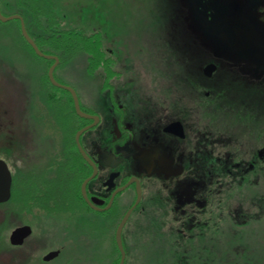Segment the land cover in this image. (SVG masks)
Wrapping results in <instances>:
<instances>
[{
	"label": "rangeland",
	"instance_id": "1",
	"mask_svg": "<svg viewBox=\"0 0 264 264\" xmlns=\"http://www.w3.org/2000/svg\"><path fill=\"white\" fill-rule=\"evenodd\" d=\"M215 1L201 0L208 8L207 15L214 9L210 4H222ZM1 7L5 15L21 14L38 46L44 52L49 51L48 54L58 55L60 62L55 78L73 86L79 101L82 98L87 105L108 93L109 84L101 83L105 74L107 79L122 80L120 83L124 86L128 85V80L140 84L132 86L133 90L130 88L126 96L129 102L133 97L135 101V96H145L159 107L195 99L197 115H207L204 124L198 126V135L204 143L213 145L212 151H207L213 154L207 165L218 180L217 193L211 195L207 206L201 209L204 214L199 238L212 241V245L200 247V260L213 259L215 264H264V158L261 160L257 155L258 149L264 150V122L258 123L256 118L264 116V84L258 86L254 77L252 80L244 77L235 81L241 83V89L231 90L233 87L225 80L234 77L229 64L236 62L224 54L221 49L224 42L209 35L211 30L195 13L192 0H1ZM59 36L64 38L59 39ZM72 37L79 42H63ZM243 45L236 42V47ZM92 50L98 54L92 55ZM178 54L183 57V69L187 67L188 71L179 70L175 59ZM211 61L219 62L220 68L212 79L204 82L199 73ZM54 62L35 52L23 35L19 19H0V158L8 163L14 184L11 203H0V264H118L121 256L115 241L111 247L88 243L85 248L79 223H75V229L65 231L59 225L60 216L55 217L56 222L52 219V225L46 221L42 230H35L41 235L36 243L53 250L61 248L60 256L53 261L45 262L41 257L40 262H27L22 248L11 242V232L21 219L17 212L11 215L4 210L16 209L12 201H16L19 177L20 111L26 106L32 118L43 102L49 104L51 100L60 111L61 97L72 95L50 80L49 68ZM198 78V85L202 87L204 84L218 86L225 94L229 88L228 102L221 101L222 92L215 89L211 95L216 97L211 106L206 100L211 91L199 88ZM258 91L260 94H255ZM238 94L246 97L244 103L240 102L242 107L230 102ZM72 97V108L76 109ZM145 101L139 99V104ZM222 135L226 137L221 138ZM72 160L75 163L76 157ZM237 162H241L242 167L231 175L228 169H235ZM253 162L254 169L247 172ZM232 211L237 213L238 219H234ZM180 226L184 227L181 221L169 222L168 228L172 230L157 253L151 247L144 249L148 252H145L146 257L149 256L147 262L134 259V248L129 243L132 254L129 257L128 253L125 264H174L171 262L174 250L181 247L177 245ZM132 236L136 238L131 233L129 242Z\"/></svg>",
	"mask_w": 264,
	"mask_h": 264
},
{
	"label": "flooded vegetation",
	"instance_id": "2",
	"mask_svg": "<svg viewBox=\"0 0 264 264\" xmlns=\"http://www.w3.org/2000/svg\"><path fill=\"white\" fill-rule=\"evenodd\" d=\"M219 1L220 6L210 4L214 9L207 15L208 8L201 0H194V11L210 28L209 35L224 42L221 48L224 54L238 61L229 64L233 80L254 77L256 85L264 84V0L215 2ZM236 42L244 45L236 47ZM209 64L217 66L213 74L219 71V62ZM207 65L202 68L205 73ZM106 75L101 83L109 84L108 93L99 96L92 105L80 98L82 110L98 116L97 121L79 115L72 108V95L61 97L60 111L52 100H48L49 104L43 102L31 119L26 106L20 111L19 177L16 201H12L16 209L10 207L4 211L17 212L21 219L17 227H31L32 232L19 244L27 262H40L41 257L51 262L59 257L60 254L46 260L53 248L36 243L41 235L35 233L43 229L46 221L52 225L56 216H60L59 225L65 231L75 229V223H79V234L86 248L88 243L103 246L108 235L113 243L117 242V228L131 210L123 228V243L127 248L128 236L137 235L135 230L127 234V224L135 213L145 210L144 193L151 192L149 198L156 199L159 189L162 190L163 201L168 200L166 210L175 215V220L194 216L196 210L201 211L208 204L204 190L214 171H202L201 162H208L213 154L200 152L198 133L188 149L189 129L184 118L168 120L163 126L154 123L148 115L133 109L134 97L129 102L126 97L129 95L116 91L115 86L120 87L122 80L107 79ZM90 125L80 135L81 148L89 160L82 154L77 134ZM257 151L260 157L262 148ZM254 162L247 172L254 169ZM240 167L241 162H237L233 166L236 170L229 168L228 173L232 175ZM13 188L12 182L11 195L3 204L11 203ZM154 212L150 207L148 214Z\"/></svg>",
	"mask_w": 264,
	"mask_h": 264
},
{
	"label": "bare ground",
	"instance_id": "3",
	"mask_svg": "<svg viewBox=\"0 0 264 264\" xmlns=\"http://www.w3.org/2000/svg\"><path fill=\"white\" fill-rule=\"evenodd\" d=\"M3 11V10H2ZM193 32V31H192ZM176 62L179 65V69L181 72H185L188 71V68L186 67L185 69H183V57L182 55L176 56ZM235 62H238L237 60H234ZM216 65V64H215ZM213 65V67L209 70H206V73L204 71L200 72L199 74L201 76L204 77L203 81L205 82L208 79H212L215 74H213L214 71H216L217 66ZM191 68V67H190ZM178 70V71H179ZM177 71V72H178ZM212 75H209L211 74ZM233 75V74H231ZM200 76V77H201ZM195 77V76H192ZM206 79V80H205ZM234 77L230 80L227 79L225 80L226 83L230 84L229 86H232L233 88H231V90L235 91L236 89L239 91L241 88V83H235V81L233 80ZM194 80V79H193ZM137 83L136 80H134V82H132L130 80V83L128 85H120V87L115 86V89L117 92L123 94V95H127L129 93L130 88H132V86H135ZM195 83V82H194ZM198 83H200V79L198 78L197 81V85ZM139 84V83H137ZM116 85V84H115ZM140 85V84H139ZM143 85V84H141ZM194 85V84H192ZM164 86V85H163ZM196 86V85H195ZM199 88H201L202 86L198 85ZM203 89H208L209 93L208 94V98L206 100H208L209 102H211V106H212V101L215 100V96L211 95L213 90L215 89H219L221 90V94H222V98H224L221 101H225L228 102L227 95H228V89L227 88V94H225V91L222 90L221 87L218 86H213V87H209L207 84H204V87H202ZM133 90V88H132ZM93 91V89L91 90ZM255 94H260V92H256ZM144 98V100H146L145 102H143L142 105L139 104V99L140 102L141 100ZM149 97H142L140 98L139 96H135V103L133 105V109H136L137 111H142L144 113V115H148L149 118L154 122L157 123L158 125H164V123L168 120H172L174 118L177 117H182L185 119V121L187 122L188 125V134H189V140L187 143V148L189 149L190 146H192L194 144L193 141V137L199 132V124H204L205 122V118H207V115L205 116H201L199 117L196 113V105L195 102L196 100H189L187 101V103H179L175 106H171L169 104H164V105H159L156 106L152 101H149ZM188 100V99H187ZM244 100H246V97L242 94H238L236 96V98L234 99V101H231L233 103V105L235 107H242ZM238 102H243L238 104ZM214 107L215 106V102H214ZM29 114V112H28ZM214 120L217 119V117H213ZM257 118V122L258 123H263L264 122V116H256ZM31 119V118H30ZM215 129V126L213 127ZM250 128L253 129L254 128V124L251 123ZM224 134L229 135L230 133H226L224 132ZM225 135H222L221 138H225ZM80 139V137H79ZM205 141H203V139L201 140L199 138V143H200V152L204 153L210 150V147H212V144H206L204 143ZM228 144V143H227ZM209 146V147H207ZM207 147V148H206ZM214 149V148H213ZM212 151V150H210ZM214 151H216V149H214ZM212 153V152H209ZM90 158V157H89ZM261 160L264 158V150H263V154L260 155L259 157ZM205 162V161H203ZM208 162H205L202 164L201 162V167H202V171L204 170H208L211 168V166L207 165ZM236 172L233 171L232 175H235ZM218 182L217 177L213 176L211 178L208 179V185L206 187V189L204 190V193L206 194L207 199L210 198L211 195L217 193L216 192V188L215 185ZM84 190V188H83ZM151 191V190H150ZM213 191V192H212ZM151 192H146L145 194V199H144V204H145V210L143 212H137L135 213L130 219L129 223L127 224L129 226V230L127 231V234L130 233V231L137 229L136 231V238L133 239V236L130 237V244L131 247H133V245L135 247H133V254H134V259L138 262L143 261L145 259L144 262H147L148 260V255L146 257V253L148 254L147 251H144V249H148L149 247L152 248V251L157 253L156 251H158L161 246H163V243L165 242L164 239L167 237V235L171 232L172 229L168 228V224L169 222H182V225H184V227L180 226L179 228V235L177 237V245H181V247L177 246V250H174L175 256L173 258H171V262H173L174 264H200L201 262H205L207 264H215L213 262V259H209V258H202V260H200L199 257V249L201 246H208V245H212V241L204 238L200 240V225L203 224L201 222V218H202V213L201 211L196 210L194 216L192 215L191 217H180L181 219L179 221L175 220V215H173V213L169 212L166 210V207L169 206L167 204L164 199L163 196V192L162 190L159 189V194H158V198L156 199H150V194ZM153 193V192H152ZM139 196L140 193H139ZM153 207L155 212L154 213H149V208ZM234 213V219L237 217L238 219V215L237 213H235L234 211H232ZM237 212V211H236ZM242 227V223L240 224ZM140 227V228H139ZM178 231V230H177ZM13 232V231H12ZM11 232V234H12ZM206 240V241H205ZM127 245L129 246V241L126 240ZM113 244V241L108 238L107 242H105L103 244V247H111ZM124 244V243H123ZM115 245L117 247V249L120 251V249L118 248V244L115 241ZM131 247L129 246L128 248V253H129V257L131 256ZM125 250H126V255H127V248L124 246ZM149 250V249H148ZM118 252V251H117ZM146 252V253H145ZM106 255H108V253H106ZM60 256V255H59ZM146 257V258H145ZM152 258L154 259L155 257H153L152 254ZM155 260V259H154ZM198 260V261H197Z\"/></svg>",
	"mask_w": 264,
	"mask_h": 264
},
{
	"label": "water",
	"instance_id": "4",
	"mask_svg": "<svg viewBox=\"0 0 264 264\" xmlns=\"http://www.w3.org/2000/svg\"><path fill=\"white\" fill-rule=\"evenodd\" d=\"M194 7H196V3L194 2V0H192ZM0 19L2 21H9V20H14V19H19L21 21V27H22V32L24 37L27 39V41L32 45V47L34 48L35 52L42 57H45L47 59H54L55 62L51 65V67L49 68V77L50 80L57 86L59 87H64L66 89H68L73 97H74V103H75V108L76 111L78 112L79 115L84 116V117H88V118H94L96 121L98 120V116L92 115L90 113H87L85 111H83L80 107V101H79V97L78 94L76 92V89L71 86V85H65L60 83L56 78H55V69L57 67V65L60 62V58L58 57V55L55 54H48L46 52H44L39 46L38 44L35 42V40L33 39V37L30 35V33L28 32V29L26 27V23H25V19L21 14H11V15H5L2 11V7H1V0H0ZM213 65L215 64H209L206 67V70H209L213 67ZM216 66V65H215ZM210 75V74H209ZM91 126H87L84 129H82L81 131L78 132L77 134V141L79 143V146L81 148L80 145V135L83 131L87 130L88 128H90ZM82 149V148H81ZM82 152L84 153V156L86 158H89V156L87 155V153L82 149ZM11 186H12V179H11V173H10V169L8 167L7 162L0 158V202H3L5 200H7L10 197L11 194ZM139 193L141 195V190L139 189ZM140 197V196H139ZM131 210L123 217L122 221L120 222L117 231H116V239H117V244L118 247L121 251V259L120 262L118 264H125L126 261V250L124 248V244H123V228L130 216ZM32 232L31 227L30 226H19L17 228H15L11 234V242L13 244L19 245L22 244V242L24 241V238L27 237L30 233ZM60 253V250H53L51 252H49L46 256L45 259L46 260H50L53 259L55 257H57Z\"/></svg>",
	"mask_w": 264,
	"mask_h": 264
},
{
	"label": "trees",
	"instance_id": "5",
	"mask_svg": "<svg viewBox=\"0 0 264 264\" xmlns=\"http://www.w3.org/2000/svg\"><path fill=\"white\" fill-rule=\"evenodd\" d=\"M35 4H36V2H35ZM69 32H70V31H69ZM70 33L73 34V32H70ZM61 35H62V34H61ZM77 35H81V34H80L79 32H77ZM62 38H64V37H63V36H59V39H62ZM72 38H73V39L68 38V40H64V39H63V42H65V41L68 42V41H71V40H76L74 37H72ZM60 41H61V40H60ZM44 42H45V41H44ZM76 42H79V41L76 40ZM40 45H42V44H40ZM45 52L47 53V52H49V51H46V50H45ZM58 53H59V52H58ZM91 53H92V55L95 54L94 56H96V54H98V51L92 50ZM92 55H91V56H92ZM94 56H93V57H94Z\"/></svg>",
	"mask_w": 264,
	"mask_h": 264
}]
</instances>
